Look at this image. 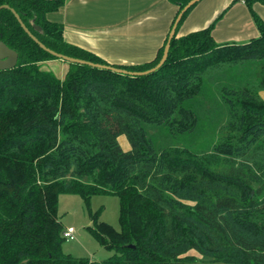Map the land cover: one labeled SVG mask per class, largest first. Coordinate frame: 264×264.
Returning <instances> with one entry per match:
<instances>
[{
    "label": "trees",
    "instance_id": "obj_1",
    "mask_svg": "<svg viewBox=\"0 0 264 264\" xmlns=\"http://www.w3.org/2000/svg\"><path fill=\"white\" fill-rule=\"evenodd\" d=\"M66 0H0L46 48L71 58L145 72L160 61L177 7L155 58L112 65L64 40L48 19ZM242 1L258 36L216 43L208 27L178 37L153 74L133 77L71 64L60 80L43 69L58 60L31 40L9 10L0 11V42L18 55L0 71V264H264V66L257 82L223 88L228 110L224 142L209 153L158 147L146 125L192 133L197 115L185 104L198 98L206 76L222 66L264 60V22L253 11L264 0ZM39 28V31L35 29ZM124 136L129 150L118 138ZM78 195L119 199L116 231L89 218L87 230L113 252L104 261L64 254L58 199Z\"/></svg>",
    "mask_w": 264,
    "mask_h": 264
},
{
    "label": "crops",
    "instance_id": "obj_2",
    "mask_svg": "<svg viewBox=\"0 0 264 264\" xmlns=\"http://www.w3.org/2000/svg\"><path fill=\"white\" fill-rule=\"evenodd\" d=\"M232 1H200L182 23L178 37L208 27L219 16L212 31L216 43L245 42L257 37L258 30L246 5ZM253 11L264 22V6L255 4ZM176 12L177 7L168 0H66L48 19L63 26L67 43L109 64L131 66L155 58ZM61 70L65 77L68 65L60 68L59 74Z\"/></svg>",
    "mask_w": 264,
    "mask_h": 264
},
{
    "label": "rangeland",
    "instance_id": "obj_3",
    "mask_svg": "<svg viewBox=\"0 0 264 264\" xmlns=\"http://www.w3.org/2000/svg\"><path fill=\"white\" fill-rule=\"evenodd\" d=\"M249 41V40H247ZM245 41V42H247ZM230 43V42H222ZM244 43V42H233ZM67 66L61 60H51L44 70L54 74L62 80L63 72L59 69ZM264 66V60L245 63L238 66H222L210 71L205 78L203 91L198 98L188 101L185 107L194 111L198 118L196 129L192 133L173 135L166 126L156 127L146 125L150 138L158 147L186 148L197 153H209L216 144L224 142L228 133L225 130L228 120L227 106L222 98L223 88L237 87L239 84L257 82L260 68ZM61 75V76H60ZM264 98V94L261 93ZM123 150H129V144L124 136L118 138ZM92 214L99 213V221L119 231V199L113 195H97L92 197L89 206L74 194H63L58 199L57 217L66 230L71 227L74 230L73 240H66L62 245L64 254L75 258H84L91 261H104L113 255V252L105 250L93 235L87 230L92 226L88 211Z\"/></svg>",
    "mask_w": 264,
    "mask_h": 264
},
{
    "label": "water",
    "instance_id": "obj_4",
    "mask_svg": "<svg viewBox=\"0 0 264 264\" xmlns=\"http://www.w3.org/2000/svg\"><path fill=\"white\" fill-rule=\"evenodd\" d=\"M200 1L202 0H191L189 1L184 7L183 9L180 11V13L178 14V16L176 17L173 26L168 34V38H167V43L164 47L163 50V54L162 57L159 61V63L152 69L147 70L145 72H127L125 70H121V69H117L111 66H105V65H100V64H94L88 61H84V60H80V59H75V58H71L68 56H64L61 54H58L48 48H46L42 43H40L38 41V39L33 36L30 31L26 28V26L23 24V22L21 21L20 17L18 16V14L11 9L10 7H8L7 5H2L0 6V11L1 10H9L13 16L16 18L17 22L19 23L20 27L23 29V31L28 35V37L33 40V42H35L40 49H42L43 51L47 52L48 54H50L51 56L57 58L58 60H61L63 62H67V63H71V64H78V65H84V66H88L91 68H96V69H100V70H108L117 74H122V75H129V76H133V77H142V76H147L150 74H153L154 72H156L157 70H159L162 65L165 63L167 57H168V53H169V49H170V43L172 41V39L174 38L175 34H176V30L178 28V25L183 17V15L189 10L191 9L193 6H195L196 4H198ZM36 30L39 31V28L35 27ZM18 61V55L16 52H14L13 50L9 49L3 42H0V71H5V70H11L13 69Z\"/></svg>",
    "mask_w": 264,
    "mask_h": 264
},
{
    "label": "built area",
    "instance_id": "obj_5",
    "mask_svg": "<svg viewBox=\"0 0 264 264\" xmlns=\"http://www.w3.org/2000/svg\"><path fill=\"white\" fill-rule=\"evenodd\" d=\"M73 233H74V230L72 228H68L65 230L63 236L66 240H73V238H74Z\"/></svg>",
    "mask_w": 264,
    "mask_h": 264
}]
</instances>
